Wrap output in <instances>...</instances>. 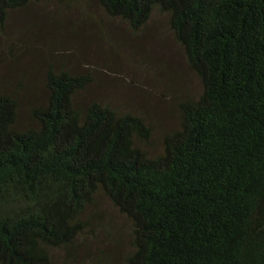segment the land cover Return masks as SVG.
I'll return each mask as SVG.
<instances>
[{"label": "trees", "instance_id": "16d2710c", "mask_svg": "<svg viewBox=\"0 0 264 264\" xmlns=\"http://www.w3.org/2000/svg\"><path fill=\"white\" fill-rule=\"evenodd\" d=\"M97 1L134 31L165 14L202 93L154 155L142 115L77 102L88 73L50 66L28 126L0 92V264L74 250L101 196L130 223L124 264H264V0Z\"/></svg>", "mask_w": 264, "mask_h": 264}, {"label": "rangeland", "instance_id": "374dc122", "mask_svg": "<svg viewBox=\"0 0 264 264\" xmlns=\"http://www.w3.org/2000/svg\"><path fill=\"white\" fill-rule=\"evenodd\" d=\"M50 66L91 75L78 103L99 101L142 115L153 129L142 148L154 155L164 134L178 127L179 103L202 93L165 14L155 11L134 31L107 16L97 0H33L0 22V92L15 94L23 126L30 124V110L46 103ZM92 212L82 244L56 250L53 264H124L129 221L102 196Z\"/></svg>", "mask_w": 264, "mask_h": 264}]
</instances>
